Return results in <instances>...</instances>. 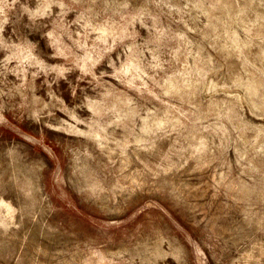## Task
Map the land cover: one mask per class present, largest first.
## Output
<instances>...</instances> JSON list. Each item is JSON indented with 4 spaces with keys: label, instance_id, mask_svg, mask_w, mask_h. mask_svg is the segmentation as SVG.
<instances>
[{
    "label": "rangeland",
    "instance_id": "obj_1",
    "mask_svg": "<svg viewBox=\"0 0 264 264\" xmlns=\"http://www.w3.org/2000/svg\"><path fill=\"white\" fill-rule=\"evenodd\" d=\"M0 264H264V0H0Z\"/></svg>",
    "mask_w": 264,
    "mask_h": 264
},
{
    "label": "bare ground",
    "instance_id": "obj_2",
    "mask_svg": "<svg viewBox=\"0 0 264 264\" xmlns=\"http://www.w3.org/2000/svg\"><path fill=\"white\" fill-rule=\"evenodd\" d=\"M252 90V89H251ZM22 170V169H21Z\"/></svg>",
    "mask_w": 264,
    "mask_h": 264
}]
</instances>
